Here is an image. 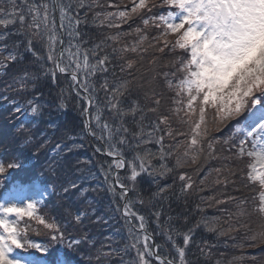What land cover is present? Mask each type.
Returning a JSON list of instances; mask_svg holds the SVG:
<instances>
[{
	"label": "snow or ice",
	"instance_id": "obj_1",
	"mask_svg": "<svg viewBox=\"0 0 264 264\" xmlns=\"http://www.w3.org/2000/svg\"><path fill=\"white\" fill-rule=\"evenodd\" d=\"M9 2L10 10L0 8V26L7 27L18 22L22 29L26 28L28 38L23 47L26 52L32 53L37 61H45L40 66V71L49 76L53 82L56 81L58 73L67 75L73 87L78 89L77 96H80L81 92L85 94L83 96L87 103L85 114L91 115L90 109L97 108L92 119L85 122V129L90 135H96L93 121L103 133H107L108 140L114 138V127L116 133H128V128L123 126L124 118L127 116L135 119L139 113L142 124L145 110L136 101H133L127 109L121 106L123 97L130 91V81L125 80L116 86H110L105 80L101 85L105 92V106L108 113L115 120L120 121L119 125L103 120V112L94 104V97L89 94L94 91L89 77L94 76L98 71H108L110 57L108 54L100 53L109 41L119 43L120 32L106 36L91 49L82 51L78 42L70 44L67 48L62 47L57 52V45L63 44L58 27L67 31L73 39L79 40L81 37L79 25L88 22L87 12L82 19L79 10L91 9L93 5H86L85 0H75V4L73 0H67V3L65 0H41L39 4L23 0L24 7L17 10L16 0ZM160 6L166 7L168 11L149 15L153 13V9ZM108 7L117 6L110 4ZM57 13L59 25H57ZM134 17H138L143 25V28L137 26L133 30L138 40L132 45L124 44L118 49L113 48V52L123 54L137 53L138 50L147 51L141 49V46L151 41L149 47L160 53L168 49L174 57L170 64L175 70L160 73L167 89L173 93L168 98L170 107L166 112H161L164 97L152 92V106L147 111L155 114L156 119L153 132L148 133V136L163 131L169 137H185L184 141L176 142L177 150L181 147L184 149L181 156L176 159L177 166H182V163L198 164L206 149L208 156L215 157L216 145H220L222 151L230 153L229 156L220 157L226 161L241 162L247 159L248 163L245 166L247 170L242 177L246 180L244 186L258 187V191L252 197L255 203L252 205L251 213L246 208L247 199H240L237 202L238 216L245 217L254 213L259 217L260 223L255 229L248 224L241 225L248 229L251 235H247L245 243L239 246L244 247L246 244L248 247H260L264 252V0H131V6H125L123 10L117 7L115 12H95L93 22L99 20L101 27L118 29ZM150 28L157 31L155 36L149 37ZM37 42L43 46L45 55L41 56L40 50L36 47ZM16 48L17 51H8L0 61V66L6 69L22 58L19 45ZM4 49H7L6 44ZM90 57L95 58V63L91 62ZM133 64V60H127L126 64L121 65V72L125 71V68L131 69ZM34 79L38 77L34 78L28 69L21 70L19 82L22 87L34 83ZM27 103L32 115L40 113L38 104L34 101ZM58 107L61 109L65 107L63 100ZM25 111L18 102H12L11 118L14 119L17 115L23 116ZM172 117L185 125L187 131L173 130L170 122ZM231 121L237 122L231 136L221 139L213 134L221 132L222 127L227 126ZM162 125L166 127L162 128ZM24 132L25 127L20 124L17 128V139L24 136ZM133 136L143 143L151 142L150 139L143 140L142 127L141 132L133 133ZM30 142V136L23 140L24 144ZM163 142L164 135H160L156 143L161 146L159 150L161 159L165 155ZM118 143H126V137L120 136ZM96 150L101 151L100 148ZM4 153L12 155V158L7 163L0 159V190H2L0 191V264H69L65 257L75 252L86 238L73 237L65 245L66 229H61L59 224L48 222L43 216L36 214L40 201L34 197H42L48 185H42L38 180L27 183L13 181V172L21 170L25 165L18 155L9 152L8 145H4ZM107 155L113 157V165L109 166V170L112 166L116 169L127 167L130 170L128 179L133 184L142 173L149 175L156 173V169L151 165L154 155L151 152L145 151L144 155L138 152L131 161H128L123 158V153L114 144H110ZM226 170L228 176L223 181L225 184L235 183V180H230L229 177H236L238 171H243L238 166L234 168L227 165ZM165 171L170 169L162 165L159 174L164 175ZM216 171L219 173L221 169ZM179 180L184 182L182 192L193 188L191 177L186 173L181 174ZM116 183L121 189V198L126 200L122 210L123 215L126 219H137L140 231H144L145 217L132 210V201L127 200L129 191L127 185L120 181L118 175ZM201 183L204 181L202 180ZM217 183L221 181L218 179ZM64 191L67 193L69 189L65 188ZM165 192L166 187L160 188L158 194ZM229 199L236 200L235 197ZM222 202L217 201V203ZM155 215L159 217V212ZM30 221H35L48 230L46 242H39L29 237V233L34 230L40 235L37 229L32 228ZM73 222L82 223V216L75 215ZM201 224L210 232L217 231L214 224L201 221L186 232L176 231L177 235L182 236V244H178L173 235H168V240L175 250L172 259L160 256L159 246L149 244L148 235L142 238L137 235L131 245L136 249L135 264H152L153 257L157 264H188L187 248L192 243L195 229ZM232 230L234 229L230 225L228 231ZM173 231L169 229V233ZM219 234L225 235L226 232L220 231ZM58 245H63L66 251L60 252ZM117 251L109 246V249L101 252L100 255L107 257ZM99 258L100 256L97 257L98 260Z\"/></svg>",
	"mask_w": 264,
	"mask_h": 264
},
{
	"label": "trees",
	"instance_id": "obj_2",
	"mask_svg": "<svg viewBox=\"0 0 264 264\" xmlns=\"http://www.w3.org/2000/svg\"><path fill=\"white\" fill-rule=\"evenodd\" d=\"M29 2L39 4L41 0H29ZM73 3L75 4V0ZM85 4L93 5V7L79 10L82 19L86 12L88 14L87 24L79 25L81 37L79 40L73 39L67 31L62 29L65 36L64 48L79 42L82 51L91 49L106 36L121 33L119 43L109 41L100 53L108 54L110 57L108 71H98L94 76L89 77L90 85L94 88V91L89 94L94 97V104L98 105L103 112V120L114 125L120 124L119 120L109 115L105 106V92L101 88L105 80L110 86H116L125 80L130 81V91L123 97L121 106L127 109L133 101H136L145 110L142 124L139 113L135 119L132 116L125 117L123 126L128 128V133H116L114 127L112 140L107 139V133H103L94 121L93 129L99 140L89 138L84 125L86 106L84 94L77 96L76 88L73 87L67 75L58 73L56 81L53 82L49 76L40 71V66L45 61H37L32 53L26 52L23 47L28 38V30L22 29L18 22L9 24L7 27L0 26V61L8 51H17V45L22 54V58L8 68L0 66V100H4L6 105L0 108V138L4 140L5 145L9 146V149L17 150L15 155H18L25 165L22 172L34 174L42 185L47 184V188L52 191L42 203L40 209L42 216L48 218L55 215L57 223L64 225L62 229H66L65 235L69 237V240L73 237L86 238L75 252L66 256L69 264H135L132 254L136 252V249L131 245L135 242L137 235L142 238V234L136 230L139 221L134 218V225H131L121 213V190L113 185L112 180L114 166L109 170L113 160L96 150L97 148L102 150V144L107 149L110 144H114L128 161H131L138 152L140 155H144L145 151L154 154L151 159V165L156 169L154 175L142 173L134 184L128 183L126 178L123 179L127 181V186L131 190L128 200L132 201V210L145 217L146 229L153 233L162 257L172 259L175 255L166 241L169 234L173 235L178 244H182V236L176 234L177 230L183 233L198 222L207 221L209 224H214L217 231L210 232L203 224L195 229L192 243L187 248L188 264H257L252 253L257 247H248L246 244L240 247L239 245L245 243L247 235H251L248 229L241 225L258 226L259 217L254 213L239 217L237 207L240 199H247L246 208L251 213L252 205L255 203L252 197L255 196L256 188L255 186L239 187L235 177H229L230 180H235V183L223 182L228 176L226 170L228 161L220 157L229 156L230 153L222 151L221 146L216 145L215 157L208 156L206 149L198 164L182 163V166H177L176 159L181 156L184 149L181 147L177 150L176 142L184 141L185 137H169L163 131L154 132L151 137L148 136V133L153 132L156 119L155 114L147 111L152 106V92L164 97L161 112H166L170 107L166 100L169 101L168 98L173 93L167 89L160 73L175 70L170 64L174 58L173 54L168 49L160 53L149 47L151 41L141 46V49H147V51L114 53L113 48L118 49L124 44L132 45L138 40L133 30L137 26L143 28L140 19L134 17L118 29H109L106 26H99V20L94 23L93 14L115 12L117 7L123 10L125 6H131V0H85ZM110 4L117 7H108ZM16 6L17 10L24 7L23 0H16ZM10 7L9 0H0V8L8 11ZM163 8L164 6L157 7L149 15L162 13ZM28 19L30 20V17ZM58 32L61 35L59 28ZM156 34L155 29L148 30L149 37ZM5 44L7 49H4ZM36 47L40 50L41 56L45 55L43 46L39 42ZM58 48L59 44L57 52ZM65 56L67 57V54ZM129 59L134 61L133 67L125 68V71L121 72V65L126 64ZM90 60L95 63L94 57H90ZM22 69H28L32 76L38 79L22 87L19 82ZM61 100L65 104L63 109L58 107ZM13 101L18 102L26 111L25 115H18L10 122ZM28 101H34L40 106L39 114L35 116L31 114ZM96 111L97 108L93 107L91 117ZM170 122L173 130L187 131V127L180 124L175 117H172ZM236 123L231 121L227 126L222 127L221 132L213 134L221 139L229 137ZM20 124L24 125L25 132L24 136L17 139L16 127ZM141 127L143 140L150 139V143H143L133 136V133L141 132ZM122 135L126 137V143L119 144L118 140ZM160 135H164L163 159L159 151L161 146L156 143ZM27 136L31 137V142L24 144L23 140ZM138 144L139 147H137ZM67 153H69V160L66 159ZM247 162V159L243 161V163ZM162 165L170 169L165 171L164 175L159 174ZM66 169L75 174L73 179L65 175ZM216 169H221V172L218 173ZM127 170L130 173V170ZM184 173L191 177L193 183V188L186 192L181 191L184 182L179 180V176ZM218 179L221 183H217ZM202 180L204 183H201ZM238 180L242 182V185L246 184V180L242 177ZM73 184L75 187H71ZM165 187L166 192L158 194L159 189ZM237 187L240 189L237 190ZM65 188L69 189L67 193L64 191ZM238 191L240 192L237 193ZM229 197H235L236 200H230ZM217 201L223 202L217 203ZM157 212L159 217L155 215ZM77 214L82 216V223L73 222V217ZM230 225L234 230L228 231ZM31 226L33 228L35 224L31 223ZM170 228L174 230L171 233H169ZM220 231H225L226 234L220 235ZM109 246L118 251L107 257L100 255L101 252L107 251ZM98 256H100L99 260ZM152 264L157 263L152 261Z\"/></svg>",
	"mask_w": 264,
	"mask_h": 264
},
{
	"label": "rangeland",
	"instance_id": "obj_3",
	"mask_svg": "<svg viewBox=\"0 0 264 264\" xmlns=\"http://www.w3.org/2000/svg\"><path fill=\"white\" fill-rule=\"evenodd\" d=\"M240 177L239 174H237V176L235 177L236 180H237V184L239 187H243L244 184L242 185V182L240 180H238ZM238 187V188H239ZM240 189V188H239ZM240 192V191H239ZM40 198V196H37V197H34V199H38ZM46 220H48V222H52L49 218H45ZM33 222V221H32ZM257 222H260L259 219L257 220ZM30 225H31V221L29 222ZM36 225V229L41 233V232H44V231H47L46 229H44V227L42 225H38V224H35ZM252 229H255L257 228V226H254V225H249ZM61 229L64 228V225H60ZM33 229H35V226L33 227ZM31 232H34L36 233V231H31ZM250 232V231H249ZM251 234V232H250ZM33 236V235H32ZM34 236H41V235H34ZM30 237V236H29ZM31 239L33 240H36V241H39V242H46L48 237H47V234H44L43 236H41L40 238H32L30 237ZM69 241L66 239L65 240V245L68 243ZM58 250L60 252H65L66 251V248L63 246V245H58ZM253 258H255V261L257 262V264H264V252L261 251V248L260 247H257L256 248V252H255V255L253 256Z\"/></svg>",
	"mask_w": 264,
	"mask_h": 264
},
{
	"label": "water",
	"instance_id": "obj_4",
	"mask_svg": "<svg viewBox=\"0 0 264 264\" xmlns=\"http://www.w3.org/2000/svg\"><path fill=\"white\" fill-rule=\"evenodd\" d=\"M63 40V39H62ZM63 47V44L60 46V50H61V48Z\"/></svg>",
	"mask_w": 264,
	"mask_h": 264
}]
</instances>
